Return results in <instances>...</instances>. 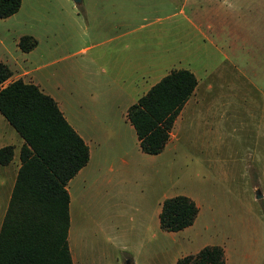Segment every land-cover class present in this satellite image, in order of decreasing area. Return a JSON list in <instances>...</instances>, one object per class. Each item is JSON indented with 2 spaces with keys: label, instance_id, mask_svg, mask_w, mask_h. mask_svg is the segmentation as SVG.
<instances>
[{
  "label": "rangeland",
  "instance_id": "rangeland-1",
  "mask_svg": "<svg viewBox=\"0 0 264 264\" xmlns=\"http://www.w3.org/2000/svg\"><path fill=\"white\" fill-rule=\"evenodd\" d=\"M109 6L118 19L125 7L127 26L148 40L147 55L153 46L162 48L174 68L192 70L200 82L161 153L140 148L127 157L128 167H104L72 188V232L82 264H126L129 258L136 264H177L207 245L223 247L225 264H264V0H84L82 5L22 0L18 12L0 18V57L9 58L15 71L26 69L29 63L16 43L31 34L41 41L39 53L45 46L56 58L68 56L48 69L57 75L53 80L66 76L60 75L65 64L70 79H82L81 74L101 79L108 73L84 56L90 58L98 49L94 45L105 39L98 16ZM182 13L197 19L200 29ZM61 38L70 40L49 50L52 40ZM81 47H87L83 54ZM44 72H37L43 83ZM148 89L123 88L107 96L130 140L136 133L129 129L127 106ZM178 194L197 203L198 216L180 231L163 230L156 211Z\"/></svg>",
  "mask_w": 264,
  "mask_h": 264
},
{
  "label": "trees",
  "instance_id": "trees-1",
  "mask_svg": "<svg viewBox=\"0 0 264 264\" xmlns=\"http://www.w3.org/2000/svg\"><path fill=\"white\" fill-rule=\"evenodd\" d=\"M22 0H0V18L21 7ZM19 45H36L30 35ZM13 72L0 60V112L24 139L21 166L0 232V264H74L68 242L70 195L67 184L90 158L89 146L69 123L57 101L22 78L5 85ZM198 85L187 68H174L144 93L127 112L145 153L159 154L171 138L177 117ZM12 145L0 148V164L13 158ZM197 203L178 194L164 199L159 214L166 231L191 226ZM220 245H207L177 264H225Z\"/></svg>",
  "mask_w": 264,
  "mask_h": 264
},
{
  "label": "crops",
  "instance_id": "crops-1",
  "mask_svg": "<svg viewBox=\"0 0 264 264\" xmlns=\"http://www.w3.org/2000/svg\"><path fill=\"white\" fill-rule=\"evenodd\" d=\"M83 2L84 0H81L77 2V4L82 5ZM124 8L125 7L119 8V19L116 16L117 12L114 6L111 8L110 6L107 7L109 11L98 16L101 20L98 32L102 33L105 39L94 45L98 49L90 58L84 56V58L87 59L85 61L90 62L92 66L98 67L99 65V67L101 66L103 68L102 70L104 72L108 73L107 76L101 79L97 76L87 78L82 74L80 75L82 79L78 78L77 81L70 79L69 77L72 76V72L68 70L65 72L63 71V68L67 69L69 66L65 64L60 66V75L66 76L61 77L62 79L60 80H53L57 75L54 74L55 71H49L48 69L57 62L67 60L68 56L56 58V56L46 53L45 46L43 47V54L39 53L41 41L31 34L27 35L33 36L36 39V45L29 51H23L21 49L19 45L20 38L16 43L24 53L25 61L29 63L26 69L15 71L14 67L10 65L9 58L0 57V60L7 63L13 72L12 76L5 82V85L18 78H22L26 82L37 84L42 91L51 95L57 101L66 119L89 146L90 158L88 163L82 167L67 184L70 195L68 242L74 264H82V262L80 260L81 252L77 248V241L72 232V188L82 182H86L90 178L91 172L100 174V171H103L104 167H108L110 171L114 169L115 165V170L128 167L131 161H129L127 157L133 156V151L138 153L141 148L140 140L134 126L128 124L129 129H134L136 133L133 134L132 132L130 140L128 138L130 133L126 132V130H123L118 125L117 119L111 111V108L115 107V103L110 97H107L108 94L115 91L121 92L123 88L150 89L175 66V63H172L169 56L165 57L162 48L160 49L157 47L156 49L155 46L152 45L154 48L151 49L150 55H147L148 40L142 39L145 38L142 37V34L137 37L134 32L138 33V30L134 29L133 31L130 29V25L127 26L128 23H126V20H130V14H126ZM182 14H184V18L188 20L192 28L200 29L197 19L194 21L188 18L185 13ZM197 18L200 19L199 17ZM116 20H122L123 24L115 23ZM144 26L139 25V27L136 28L141 29ZM207 27L213 29L215 27L214 22L207 20ZM69 40L70 39L65 40L61 38L58 42L57 39H54L52 40V44L49 45V50L52 49L53 46L65 44ZM80 51L81 54H83L87 51V47H81ZM82 61L84 62V60ZM106 64H108V66ZM42 69L46 71L43 77L48 76L46 77L47 81L44 83L37 75V72ZM241 74L245 75L246 73L241 71ZM199 82L200 79H198V85ZM112 85H116L118 88H111ZM45 88H57V91L49 92L46 91ZM95 93L105 94L106 98L104 100L98 99L95 101L93 97ZM89 98L93 99L94 103H98V108H100L98 112L93 109L95 104L91 105L89 103ZM133 103L135 102L130 103L127 107L129 108ZM89 105L91 106L89 107ZM23 143L24 139L0 112V148L9 145H12L14 148L12 160L7 164H0V232L21 166L20 149ZM100 178V175L95 177L96 181ZM160 204L161 208L156 211L158 217L162 209L163 201L162 203L160 202ZM127 260L130 261V264H136L133 258Z\"/></svg>",
  "mask_w": 264,
  "mask_h": 264
},
{
  "label": "water",
  "instance_id": "water-1",
  "mask_svg": "<svg viewBox=\"0 0 264 264\" xmlns=\"http://www.w3.org/2000/svg\"><path fill=\"white\" fill-rule=\"evenodd\" d=\"M75 1H76V2H79V1H81V0H75ZM259 196H261V194L258 193V197H259ZM126 263H127V264H130V261L127 260Z\"/></svg>",
  "mask_w": 264,
  "mask_h": 264
}]
</instances>
